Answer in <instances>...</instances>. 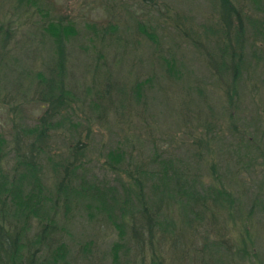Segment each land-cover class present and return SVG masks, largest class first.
<instances>
[{"label":"trees","instance_id":"obj_1","mask_svg":"<svg viewBox=\"0 0 264 264\" xmlns=\"http://www.w3.org/2000/svg\"><path fill=\"white\" fill-rule=\"evenodd\" d=\"M143 2L150 7L155 4L153 0ZM36 4L38 0H11L6 6L13 12L19 6L33 7L34 11L42 13L40 34L49 35L55 45L59 37L65 40L71 28L64 27L62 21L54 17L45 20L48 11H44L43 6L47 8L46 2L40 0L42 7ZM212 4L216 19L201 32L203 43L193 40L191 44L205 61L210 76L221 80L223 113L229 118L228 130L234 131L236 114L233 108H239L242 103L243 87L251 85V92L264 89V0H213ZM16 23L8 12L1 13L0 81H5V72L16 65V58L7 48L15 36L12 27ZM107 26V29L102 27L100 34L106 32L110 36L114 32V25ZM217 57L224 69L221 76L211 66ZM99 59V55L94 58L97 68L100 67ZM47 61H50L47 72L33 71L32 65L23 68L29 78L26 82L30 94L28 102L44 106L33 118V123L26 121L30 111H22L24 107L19 101L8 103L1 95L4 92L0 91V119L3 112L9 117L8 138L0 132V264H100L95 256H89V251L95 239L101 234L107 235L106 231L111 235L114 230L115 239L108 250L111 260L105 264H257V260L262 264L254 251L252 224L264 206L260 199L264 177L257 191L251 194L252 198L250 190L245 189L241 195L247 197L249 194L250 197L239 199L240 194L233 185L239 169L230 176L220 172L222 161L217 155L222 153V146L215 147L213 142L224 138L214 122L208 118L197 120L192 127L201 128L204 135H189L191 144L181 157L159 152L154 144L148 149L151 152L147 158L134 156L126 145L131 143L130 139L121 126L115 125L125 141L109 147L104 160L116 185L99 189L80 174L86 150L80 135L83 122L72 118L71 102L78 97L65 86L62 52L57 51L56 56ZM163 64L176 78L178 72L173 64L168 65L166 60ZM100 70L102 72L103 68ZM104 71H108L105 66ZM96 79L84 84L85 94L94 95L87 104L93 110V119L102 122L113 110L115 123L121 122L120 117L128 120L130 111L126 116L117 107H110L109 90L115 81L108 74L105 79ZM102 80L104 87H98L96 82ZM146 81L134 80L128 91H121L120 107L124 106L121 101L126 99L127 104L131 95L135 102L139 100L142 83ZM19 88L14 92L21 94ZM202 96L206 97L204 93ZM134 114L141 117L140 112ZM218 116L213 114L211 119ZM88 131L86 125L85 134ZM55 145L62 146L64 152L57 155ZM253 146L264 156L261 144L253 143ZM238 147L235 145L234 153L240 158L242 151ZM245 149L251 150L246 146ZM46 163L51 169L49 186L42 182L43 164ZM245 164L251 167L250 161ZM82 207L94 234L82 245H77L73 244L67 230L74 212Z\"/></svg>","mask_w":264,"mask_h":264},{"label":"rangeland","instance_id":"obj_2","mask_svg":"<svg viewBox=\"0 0 264 264\" xmlns=\"http://www.w3.org/2000/svg\"><path fill=\"white\" fill-rule=\"evenodd\" d=\"M10 1L0 0V15L8 12L9 16L11 14L17 21L16 24H12L15 36L7 45L16 58L14 61L16 65L5 72V81L1 79L0 91L4 92L1 95H4L10 104L15 100L19 101V104L23 105L22 108L24 107L22 111H30V115L26 114L28 115L26 121L29 124L33 123V118L44 106L39 107L34 102H28L27 97L30 98V94L26 82L29 78L23 68L27 69L32 65L33 71L47 72L46 68L50 65L47 59L56 56L59 50L62 52L65 86L75 98L78 97L71 102L74 108L72 118L83 122L80 135L85 142L86 150L80 174L86 181L93 182L99 189L116 185L114 175L108 170L104 160V154L109 147L125 141L121 130L119 131L115 125L121 126L126 137L130 139L132 144L127 142L126 145L134 156L147 158L151 152L148 149L154 144L159 152L165 151L172 156L181 157L191 144L192 139L189 135L194 137L204 135L201 128L194 129L192 126L197 120L208 118L214 122L219 135L224 138L213 142L215 147L222 146L220 151L222 153L217 155L222 161L220 172L224 176L226 174L230 176L239 169L236 184L233 185L240 194V200L243 197H250L257 191V185L264 177V156L254 148L253 143L264 147V89L251 92V85L243 87L242 103L239 108H233L236 114V126H233L235 132L229 131L227 127L229 118L223 113L224 91L221 88V80L212 74L210 76L205 61L191 44L193 40L197 44L203 43L200 39L201 32L205 31V25L210 21V24H213L217 17L213 0H153L155 2L153 7L148 6L144 0H44L47 8L43 6V10L47 9L49 13L44 17L45 20L54 17L58 22L62 21L64 27H70L72 30L65 40L59 37L56 45L49 35L40 34L42 13L34 11L33 7L25 9L23 6H19L20 8L13 12L6 6ZM39 2L40 0L36 5L42 7ZM109 24L115 26L114 32L110 36L106 32L100 34L102 27L105 26L107 29ZM99 35L104 41L99 39ZM98 55L100 67L97 68L94 58L97 59ZM163 60L168 61V65L173 64L178 72L176 78L168 73ZM104 66L108 71H104ZM211 66L217 75L221 76L224 69L219 57L211 62ZM100 68H103L102 72ZM224 72L222 77L225 75ZM109 73L112 75L109 76ZM106 74L115 81L109 90L112 99L110 107H117L118 111H122L126 116L130 111L129 121L120 117L121 122L115 123L113 110L107 113L102 122L93 119V110L88 108L87 104L89 98H93L94 95L90 97L85 94L84 84H87V80L90 83L94 77L96 80L105 79ZM144 79L147 81L142 83L139 100L135 102L131 95L127 104L126 99L121 101L124 106L120 107L119 93L130 89L134 80ZM96 83L98 87H104V80ZM17 88L21 94L14 92ZM93 91L94 88L91 92ZM203 93L206 97L202 96ZM1 106L4 108L6 105ZM135 111L141 113L140 118L134 114ZM228 111L231 112L232 108ZM213 114L219 116L211 119ZM190 123L191 125H188ZM86 125L89 126V131L85 134ZM8 129L9 117L7 118L3 112L0 132L6 138L9 135ZM67 131L63 130L64 133ZM244 131L246 133L243 134ZM235 145L242 151L240 158L234 153ZM55 146L57 155L64 152L62 146ZM245 146L251 150H246ZM247 161H250L251 167L245 164ZM43 173L42 182L48 185L51 174L49 163L45 166L43 164ZM205 182L207 184L208 177L205 178ZM245 189L251 192L247 197L241 195ZM260 199L264 204V188ZM84 209L82 207L74 212V218L70 220L71 224L67 231L72 235V241L75 242L73 244L82 245L94 234V228L87 220ZM260 210L252 226L255 232L254 251L259 261L264 264V206ZM106 232L107 235L101 234L95 239L89 251V256H95L100 264L111 260L108 250L116 235L115 230L111 235L110 232ZM96 234L98 237V232Z\"/></svg>","mask_w":264,"mask_h":264}]
</instances>
